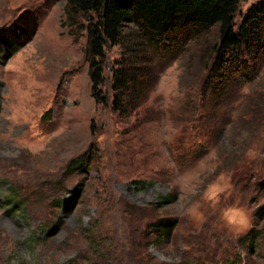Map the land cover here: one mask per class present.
Masks as SVG:
<instances>
[{
	"label": "rangeland",
	"instance_id": "1",
	"mask_svg": "<svg viewBox=\"0 0 264 264\" xmlns=\"http://www.w3.org/2000/svg\"><path fill=\"white\" fill-rule=\"evenodd\" d=\"M66 2L0 0L18 45L4 58L0 44V264H264V61L249 55L250 79L216 73V26L168 49L130 27L105 49L98 103ZM122 59L140 66L138 94L114 110ZM163 219L168 235L151 227Z\"/></svg>",
	"mask_w": 264,
	"mask_h": 264
},
{
	"label": "trees",
	"instance_id": "2",
	"mask_svg": "<svg viewBox=\"0 0 264 264\" xmlns=\"http://www.w3.org/2000/svg\"><path fill=\"white\" fill-rule=\"evenodd\" d=\"M240 1L67 0V15L73 20L79 18L86 22L84 28L87 35V60L92 96L98 103L107 102L108 96L101 88L104 83L105 49L109 45L121 44L125 40L126 30L130 27V31L135 33L132 37L136 45L148 44L155 49H168L177 43L196 38L216 26L220 40L213 50V72L219 73L227 67L230 74L250 79L251 64L247 59L252 57L259 65L264 61V0L251 4L239 25L235 27L234 17ZM0 44L4 50L2 53L4 58H8L18 46L12 38L2 35ZM139 46L129 48L133 51L138 50ZM120 62L119 67L114 70L111 85L114 110L121 109L125 98L128 96L134 98V95L138 94L137 73L140 66L135 63V59L131 62L122 59ZM89 161L90 156L84 153L70 161L69 169L87 167ZM5 203L11 206V209L21 208L20 202L11 193L10 197L5 199ZM256 216L260 219L264 216V207L257 209ZM172 226L173 223L165 219L151 225L161 235H168Z\"/></svg>",
	"mask_w": 264,
	"mask_h": 264
}]
</instances>
